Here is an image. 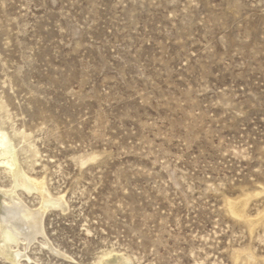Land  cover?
<instances>
[{"label":"rangeland","instance_id":"1","mask_svg":"<svg viewBox=\"0 0 264 264\" xmlns=\"http://www.w3.org/2000/svg\"><path fill=\"white\" fill-rule=\"evenodd\" d=\"M1 105L68 203L21 264H264V0H0Z\"/></svg>","mask_w":264,"mask_h":264},{"label":"bare ground","instance_id":"2","mask_svg":"<svg viewBox=\"0 0 264 264\" xmlns=\"http://www.w3.org/2000/svg\"><path fill=\"white\" fill-rule=\"evenodd\" d=\"M0 109H3L2 105ZM17 135H19L17 130L9 131L6 128V120L0 116V179L7 180L6 184L0 183V258L10 264H21V260L25 258L29 261L27 251L39 238L42 239L43 246L54 251L45 235V216L52 210L58 209L62 212L68 210L65 196L53 195L46 177L32 175L35 171V161L29 162L28 156L25 155L34 149L32 145L28 147L30 151L22 146L24 145L22 141L28 138L26 135L23 136V140H17ZM94 159L95 156L89 157L82 161V165ZM31 197H36L39 201L37 206L28 203L27 199ZM247 199L240 204L246 205ZM238 205L229 204L231 213L236 217L245 218L244 209ZM249 223L254 225L256 221L251 219ZM115 253L105 254L98 264L132 263L124 255ZM249 258L254 259L251 254Z\"/></svg>","mask_w":264,"mask_h":264}]
</instances>
